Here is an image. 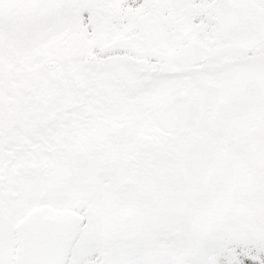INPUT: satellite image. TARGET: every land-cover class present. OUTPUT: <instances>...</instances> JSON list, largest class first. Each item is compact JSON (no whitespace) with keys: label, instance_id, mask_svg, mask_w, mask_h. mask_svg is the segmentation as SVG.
I'll return each instance as SVG.
<instances>
[{"label":"snow or ice","instance_id":"6c2138e0","mask_svg":"<svg viewBox=\"0 0 264 264\" xmlns=\"http://www.w3.org/2000/svg\"><path fill=\"white\" fill-rule=\"evenodd\" d=\"M0 264H264V0H0Z\"/></svg>","mask_w":264,"mask_h":264}]
</instances>
